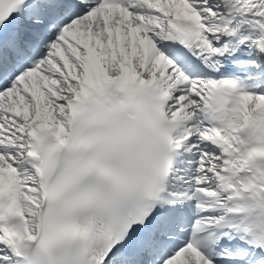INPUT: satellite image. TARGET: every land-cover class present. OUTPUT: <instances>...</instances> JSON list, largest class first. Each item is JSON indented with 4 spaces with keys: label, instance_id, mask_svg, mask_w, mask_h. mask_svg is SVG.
<instances>
[{
    "label": "snow or ice",
    "instance_id": "snow-or-ice-1",
    "mask_svg": "<svg viewBox=\"0 0 264 264\" xmlns=\"http://www.w3.org/2000/svg\"><path fill=\"white\" fill-rule=\"evenodd\" d=\"M0 264H264V0H0Z\"/></svg>",
    "mask_w": 264,
    "mask_h": 264
}]
</instances>
